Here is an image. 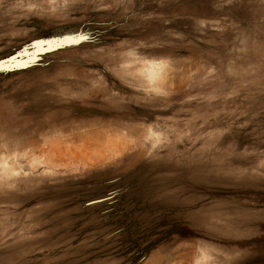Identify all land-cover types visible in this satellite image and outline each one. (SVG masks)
Segmentation results:
<instances>
[{
    "label": "rangeland",
    "instance_id": "374dc122",
    "mask_svg": "<svg viewBox=\"0 0 264 264\" xmlns=\"http://www.w3.org/2000/svg\"><path fill=\"white\" fill-rule=\"evenodd\" d=\"M76 32L0 73V151L65 154L0 165V264H264V0H0V56Z\"/></svg>",
    "mask_w": 264,
    "mask_h": 264
},
{
    "label": "bare ground",
    "instance_id": "6f19581e",
    "mask_svg": "<svg viewBox=\"0 0 264 264\" xmlns=\"http://www.w3.org/2000/svg\"><path fill=\"white\" fill-rule=\"evenodd\" d=\"M142 63L144 64L142 72L144 73V75L147 78L146 79L145 77H143V80L146 83H148L147 85L151 88V90L154 91L155 88H157V87L153 83V81H154L155 78L163 75V73L168 70L167 62L166 61H157V60H144V62H142ZM157 81H159V80H157ZM117 145H118V143H117ZM2 146H3L2 150L0 151V165H1V169H2V171L11 170L14 173H17L18 170H17L16 167L12 166V164L9 163L8 159H9L10 155L27 158L30 170L34 169L38 165H42V164L45 167H47V168H52V167L55 168L56 166L60 165L59 162L61 161V157L63 155H65V154H63L60 157L59 154H61L60 153L61 151L58 153L57 150H50V149H47V152L45 153V151H46L45 147L43 148L44 151H42L39 148L37 149L36 147H35L36 149H34V145H31L30 143L23 144L21 146L16 145L12 150H10L5 145H2ZM118 147L120 148V146H118ZM51 149H53V148H51ZM36 150H39L40 154L37 153ZM62 153H64V151ZM19 163H18V165H19ZM206 256H208V255H206ZM205 261H208L207 257H204L201 260L197 259L195 264H201L202 262H205Z\"/></svg>",
    "mask_w": 264,
    "mask_h": 264
},
{
    "label": "snow or ice",
    "instance_id": "6c2138e0",
    "mask_svg": "<svg viewBox=\"0 0 264 264\" xmlns=\"http://www.w3.org/2000/svg\"><path fill=\"white\" fill-rule=\"evenodd\" d=\"M89 40L90 37L83 34V32L35 39L26 45H22L18 50L9 53L7 56H0V73H7L13 69L28 68L39 63L42 54L66 46L79 45Z\"/></svg>",
    "mask_w": 264,
    "mask_h": 264
}]
</instances>
